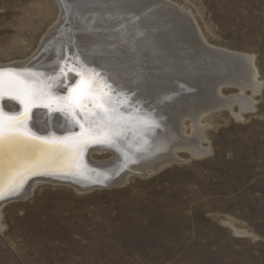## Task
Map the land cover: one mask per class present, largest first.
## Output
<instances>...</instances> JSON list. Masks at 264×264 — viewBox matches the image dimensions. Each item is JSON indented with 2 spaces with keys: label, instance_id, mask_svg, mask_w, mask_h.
Masks as SVG:
<instances>
[{
  "label": "rangeland",
  "instance_id": "obj_1",
  "mask_svg": "<svg viewBox=\"0 0 264 264\" xmlns=\"http://www.w3.org/2000/svg\"><path fill=\"white\" fill-rule=\"evenodd\" d=\"M168 1L190 12L208 45L253 58L260 88L222 86L233 103L201 120L206 155L177 150L159 171L112 188L41 182L3 204L0 264H264V0ZM58 4L0 0V65L35 56Z\"/></svg>",
  "mask_w": 264,
  "mask_h": 264
},
{
  "label": "bare ground",
  "instance_id": "obj_2",
  "mask_svg": "<svg viewBox=\"0 0 264 264\" xmlns=\"http://www.w3.org/2000/svg\"><path fill=\"white\" fill-rule=\"evenodd\" d=\"M56 2L61 8L59 21L46 35L35 56L26 62L2 64L0 73L20 71L15 73L14 79L41 92L47 88L48 76L52 77L68 57L77 53L79 67L83 68L84 73L92 76L98 74L93 84L94 91L101 94L104 87H109V92L114 91L111 98L120 96V107L123 108L117 110L116 114H120L122 129L112 131L111 136L122 134L128 127L136 129L137 135H130L113 146L103 143L104 145L90 148V152H110L113 158L108 162L86 163L90 169L88 180L96 181L105 177L104 172L99 171L100 167L111 170L116 167L106 176L111 179L113 177L109 175L115 173L114 176L117 177L126 171L118 180L120 185H124L129 174L147 175L170 164L177 159V150L188 149L195 156L206 155L208 150L201 147L203 137L198 130L204 116L214 110L206 109L208 98L222 102L217 107L221 109L233 103L232 99L220 97L222 86L237 85L243 89L253 85L256 89L260 88L258 72L253 66L254 59L223 49L219 50L227 53L208 50L201 30L197 26L190 28L192 21L188 23V11L184 16L178 15L154 0ZM73 59L71 57L70 61ZM171 69L177 75L162 74L163 71ZM24 70H35L39 74L21 73ZM103 72L106 76L102 75ZM166 77L172 79L168 82ZM3 79L5 94L0 97V110L4 115H19L24 110V105L9 98L14 89L8 82L13 77L5 75ZM68 80L74 83L76 78L71 75ZM89 91L86 82L79 83L68 94L67 89L61 90L62 93L66 92L61 107L70 103L76 104V101L82 103ZM197 91H203L206 96L202 93L198 98L194 94ZM185 92L194 93L182 97L180 93ZM105 94L107 92L103 95ZM107 96L109 98L105 102L110 103V109L113 110L110 95ZM240 99L246 104L250 103ZM91 101L96 102L95 99ZM37 102H45L44 95ZM100 102L104 103L103 96ZM56 108L35 110L30 121L28 119L26 122V130L36 137L52 132H72L78 130L76 121L84 118L96 122L97 125H108L115 112L111 111L113 113L110 117L108 111L104 115L102 110L90 109L89 114L79 116L71 110L55 111ZM142 111L145 112L144 115L140 114ZM93 113L102 118L98 119ZM127 114L137 117L127 121ZM186 117H190L196 126L192 138L184 136L182 121ZM93 141L99 140L96 138ZM83 143L80 137L69 140L67 146L40 145L38 141H27L18 147L5 144L0 148V195L25 184L19 191V198L25 199L41 182L64 183L45 176L30 180L28 178L40 172H47L53 177H66L73 167L82 168L80 156L83 153ZM65 147L68 151H58V148ZM139 147H142L141 152H138ZM67 184L79 192L95 188L91 185L84 186L89 185L85 180ZM3 204L5 203L0 202V208Z\"/></svg>",
  "mask_w": 264,
  "mask_h": 264
},
{
  "label": "water",
  "instance_id": "obj_3",
  "mask_svg": "<svg viewBox=\"0 0 264 264\" xmlns=\"http://www.w3.org/2000/svg\"><path fill=\"white\" fill-rule=\"evenodd\" d=\"M154 2L155 3L157 2L161 5L166 6L168 9L172 10L174 13H177L178 15L184 16V14L186 13V12H183L182 9H180L178 5L172 3L168 0H154ZM187 19H189L188 23H190L192 21V23H190V28L194 29V27L196 26V23H195L193 17L191 15H187ZM204 45L206 48H208V50H211L214 52L220 51L223 54L227 53V52L221 51L219 49H216V48L208 45L206 42H204ZM71 57H72V59L73 58H75V59L70 61ZM16 72L20 73V71H7V72H3V73L5 74V73H16ZM24 72L38 73V71H35V70L21 71V73H24ZM162 74H164V76L167 74L174 75V76L177 75L172 69L167 70V71H163ZM71 75H74L76 78L74 83L68 80V78ZM93 75L94 76L85 74L83 71V68L79 67L78 54L77 53L68 57V59L60 66V69H58V71L53 75L54 78H53V76L52 77L48 76L47 88H44L41 91L44 94V99H45L46 103L45 102L41 103L42 106H40V107H31L29 120H28V121H30L32 113L35 110L41 109V108H48V107H50V108L51 107H55V108L57 107V108H60L61 110H65V111L71 110L72 113L73 112L77 113L79 116H81V114H80L81 112H83L84 114L85 113L89 114V110L92 109V110H102V112L108 111V115H110V117H111V114L113 113L111 111L115 110V112L113 113V117H111L110 121L107 123L108 125H97L96 122H93L92 120L90 121V120H87L86 118H84L83 120H81V119L79 120V124L77 123L78 124V130H76V131L66 132V133H62V134L57 133V132H52L49 135L39 137L42 140H44V139H47V140L55 139L58 141L64 140L65 138H68V137H71V138H80L81 137L83 139V142H84L83 143L84 146L82 147L83 153H81V156H80V160L83 163V167L82 168H80V166L79 167H73V169L70 170V173H68L66 175V177H53L51 174H49L47 172H40V173L35 174L32 177H29L28 180H30L34 177H37V176H45L48 178H53V179H57L59 181L64 182V183H60V184H67V182L72 183L73 181H76V180H85L86 182H88L89 185H84V186H90L91 185L95 188H112V187L122 186L118 183V180L121 178V176L126 171L123 173H120L117 177L114 176V174H115L114 173L115 171H114L113 172L114 174L109 175V176L113 177L111 179H109V177L106 176V175H108L109 171L114 170L116 167H113L112 170H111V168L108 169V167H103V168L100 167L99 168L100 170L99 169L98 170L104 172V174H105L104 178L97 179L96 181H92V180L87 179V177L89 176V170L90 169L88 168L89 166L86 163H88V162L91 163V161L89 160L90 159L89 156L91 153L90 148H93L96 145H102L103 143H106V142H102L104 140V138L106 136H111L112 131L114 132V130L121 127V125H120L121 120L119 117L120 114L117 115L116 113H117V110L123 108V106L120 107V103H121V102H119V100L121 99L120 96H116L114 98H111V94L114 93V91L112 93L109 92V89H108L109 87H104V84L101 85L104 87V90H101V94H100V92L98 93V91L97 92L94 91L95 89L93 88V84H94V81L98 78V74H93ZM102 75L106 76V74L104 72L102 73ZM166 78H168V82L172 79V77L171 78L166 77ZM57 81H60V82L58 84H56ZM81 82H86V84H88L89 90H90L88 92V95H86L82 100V103L85 105V107L83 109H81V108H78L76 106V104H73V103H70L66 106L64 105V107H61L63 104V101H64V100H62V98L66 94V92L62 93L61 90L67 89V94H68L73 88H76V86ZM103 87H101V88H103ZM197 87H199V85H197ZM162 89L165 90L164 87H162ZM106 92H107V94H105V96H104L103 94ZM169 93H172V92L169 91ZM190 93L193 94L194 92H190ZM190 93L185 92V93H180V94H182V97L183 96L185 97V96H188ZM202 93H203V91H201V92L197 91L194 94L198 98H200L199 96H201ZM107 95H110V100L112 102L111 108L113 110L110 109V106H109L110 103L108 104L107 101L105 102V100H107V98H109V96H107ZM101 96H103L104 103L100 102ZM92 99H95L96 102L93 103L91 101ZM208 99H209V102L207 103L208 106H206V109H214V110H212V112L220 110V108H217V107L222 105V102L220 103L216 100L212 101V100H210V98H208ZM202 100L204 101V99H201V101ZM56 101H59V102L57 103ZM43 105H48V106L45 107ZM23 111L24 110H22L21 114L23 113ZM144 111L140 112V114L142 115L143 113H145ZM21 114H19V115H21ZM19 115H7V114H5V116H19ZM136 117L137 116H132V114H130V115L127 114V117H125V118H127V121H129V120L131 121V120H133V118H136ZM81 125H83V128L81 127ZM90 129H95L96 130L95 133L90 131ZM120 129H122V128H120ZM130 135L132 137L136 136L137 130L136 129L132 130L128 127V129H126V131H124L122 134L121 133L116 134L113 137L116 140L115 144H117L118 142L124 141V139L129 137ZM96 138H98L99 141H93ZM106 146H109V145L107 144ZM142 147H144V146H142ZM141 148L140 147L138 148V152H141ZM72 176H73V179L71 178ZM68 178H71V179H68ZM24 185L25 184H22L18 188L10 190L6 194L2 195L3 199H0V202L6 203L9 201H13V200H21V198H19V195L21 192H19V191ZM85 191H90V190H85ZM16 196H18V197H16Z\"/></svg>",
  "mask_w": 264,
  "mask_h": 264
},
{
  "label": "snow or ice",
  "instance_id": "obj_4",
  "mask_svg": "<svg viewBox=\"0 0 264 264\" xmlns=\"http://www.w3.org/2000/svg\"><path fill=\"white\" fill-rule=\"evenodd\" d=\"M5 75L13 77V79L8 82L14 89L13 93L9 96V98L17 100L19 103L24 105V111L19 116H5L2 110H0V148H2L5 144L18 147L23 145L27 141H38L40 145L67 146L68 141L74 138L68 137L60 141H57L55 139L42 140L39 137L32 135L26 130L25 125L27 120L29 119L30 108L42 106L37 101L44 94L33 86L24 84L23 81L15 80V73H0V97L5 94V81L3 79ZM16 85H19V87H16ZM43 106L47 107L48 105ZM76 106L81 109L85 107V105L80 101H76ZM54 110L61 111L60 108H56ZM80 114L84 115L83 112H81ZM69 115H72V113L69 112ZM93 115H97L98 119L102 118V116L98 115L97 113H93ZM104 115H106V112H104ZM76 123L79 124V120H77ZM81 127L83 128V125H81ZM90 131L95 133L96 130L90 129ZM102 142H106L109 146H113L115 145L116 140L112 136H106ZM58 151H68V149L67 147L63 149L58 148ZM72 151L74 152L75 150ZM0 199H3L2 195H0Z\"/></svg>",
  "mask_w": 264,
  "mask_h": 264
}]
</instances>
